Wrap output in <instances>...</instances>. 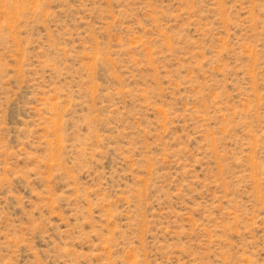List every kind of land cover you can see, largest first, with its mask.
<instances>
[{
    "label": "rangeland",
    "instance_id": "obj_1",
    "mask_svg": "<svg viewBox=\"0 0 264 264\" xmlns=\"http://www.w3.org/2000/svg\"><path fill=\"white\" fill-rule=\"evenodd\" d=\"M0 264H264V0H0Z\"/></svg>",
    "mask_w": 264,
    "mask_h": 264
}]
</instances>
